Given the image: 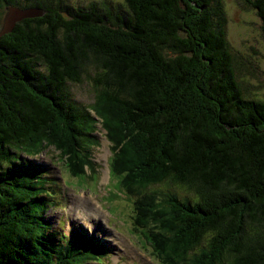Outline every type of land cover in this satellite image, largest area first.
<instances>
[{"label": "trees", "instance_id": "obj_1", "mask_svg": "<svg viewBox=\"0 0 264 264\" xmlns=\"http://www.w3.org/2000/svg\"><path fill=\"white\" fill-rule=\"evenodd\" d=\"M246 1L264 36V0ZM4 6L45 14L0 39V264L102 257L101 241L47 232L52 179L20 156L53 148L84 176L98 123L111 176L135 198L133 230L158 264H264V100L239 80L225 0ZM86 79L96 90L88 107L70 91ZM158 186L175 192L156 203Z\"/></svg>", "mask_w": 264, "mask_h": 264}, {"label": "rangeland", "instance_id": "obj_2", "mask_svg": "<svg viewBox=\"0 0 264 264\" xmlns=\"http://www.w3.org/2000/svg\"><path fill=\"white\" fill-rule=\"evenodd\" d=\"M65 1L69 5L88 6L104 0ZM110 1L124 5V0ZM225 8L228 14V41L237 56L239 80L254 97L264 100V36L261 20L246 0H225ZM6 9V6L0 8V32ZM93 82L86 79L81 84L71 85L73 98L84 107L94 102L96 90ZM90 114L94 119L97 118L95 113ZM95 136L99 145L93 148V159L90 161L91 165L84 167V176L70 175L53 148L34 156L20 154L41 171L42 180L47 185L50 184L49 179H52L50 196L55 197V200H50L52 203H49L42 215L44 223L49 226L47 232L51 236L56 231L68 237H72L73 233L78 236L81 234L85 236L84 243L87 237L93 242L101 241L102 257L88 264H158L152 257L153 253L158 256V252L153 250L150 240L133 230L135 198L124 194L117 178L111 176V143L100 123L97 124ZM157 189L161 190L156 195V203L162 202L164 193L175 192V189L166 186H158ZM179 192L181 195L185 194L182 190ZM65 241H60L63 249H67ZM44 246L50 251L54 248L63 252L56 246L52 248L49 243Z\"/></svg>", "mask_w": 264, "mask_h": 264}, {"label": "water", "instance_id": "obj_3", "mask_svg": "<svg viewBox=\"0 0 264 264\" xmlns=\"http://www.w3.org/2000/svg\"><path fill=\"white\" fill-rule=\"evenodd\" d=\"M7 12L2 23V30L0 37L13 32L14 28L19 22L25 19H33L43 17L45 12L38 8H18L14 6H7Z\"/></svg>", "mask_w": 264, "mask_h": 264}, {"label": "clouds", "instance_id": "obj_4", "mask_svg": "<svg viewBox=\"0 0 264 264\" xmlns=\"http://www.w3.org/2000/svg\"><path fill=\"white\" fill-rule=\"evenodd\" d=\"M60 234H63V233H60Z\"/></svg>", "mask_w": 264, "mask_h": 264}, {"label": "bare ground", "instance_id": "obj_5", "mask_svg": "<svg viewBox=\"0 0 264 264\" xmlns=\"http://www.w3.org/2000/svg\"><path fill=\"white\" fill-rule=\"evenodd\" d=\"M96 203H97V202H96ZM96 203H95V204H96Z\"/></svg>", "mask_w": 264, "mask_h": 264}]
</instances>
